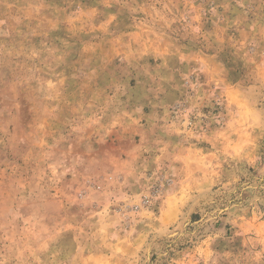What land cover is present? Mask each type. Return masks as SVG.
Segmentation results:
<instances>
[{"label":"rangeland","instance_id":"obj_1","mask_svg":"<svg viewBox=\"0 0 264 264\" xmlns=\"http://www.w3.org/2000/svg\"><path fill=\"white\" fill-rule=\"evenodd\" d=\"M0 264H264V0H0Z\"/></svg>","mask_w":264,"mask_h":264}]
</instances>
